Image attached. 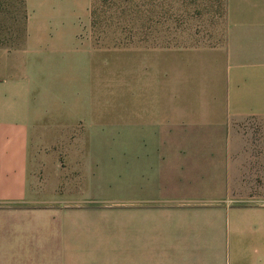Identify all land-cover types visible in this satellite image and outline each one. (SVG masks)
<instances>
[{
	"label": "crops",
	"instance_id": "crops-1",
	"mask_svg": "<svg viewBox=\"0 0 264 264\" xmlns=\"http://www.w3.org/2000/svg\"><path fill=\"white\" fill-rule=\"evenodd\" d=\"M227 24L220 48L163 51L167 98L136 101L116 159L77 145L73 101L0 79V264H264V128L239 129L264 125V0H228ZM29 26L25 49L61 39Z\"/></svg>",
	"mask_w": 264,
	"mask_h": 264
},
{
	"label": "rangeland",
	"instance_id": "rangeland-1",
	"mask_svg": "<svg viewBox=\"0 0 264 264\" xmlns=\"http://www.w3.org/2000/svg\"><path fill=\"white\" fill-rule=\"evenodd\" d=\"M36 3L0 0V79L17 73L21 80L23 70L30 85L38 77L47 99L73 101L77 145H84L85 133L92 132L87 147L95 156L109 152L116 159L118 132L124 125L134 129L136 101L167 98L163 51L220 48L227 38L228 0H89L84 12L78 0ZM31 19L50 22L61 39L42 45L41 52L33 45L25 49L31 34L39 36L38 30L30 31ZM204 71L201 88L208 91L216 85V78L211 80L216 74ZM195 86L188 82L187 97ZM263 128L251 119L239 124L242 130ZM108 169L111 177L116 174V160Z\"/></svg>",
	"mask_w": 264,
	"mask_h": 264
}]
</instances>
